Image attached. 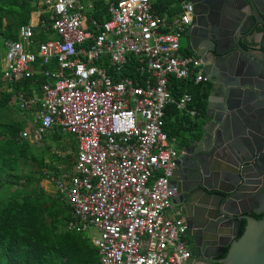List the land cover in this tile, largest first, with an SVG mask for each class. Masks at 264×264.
<instances>
[{
  "label": "built area",
  "instance_id": "2783aa9c",
  "mask_svg": "<svg viewBox=\"0 0 264 264\" xmlns=\"http://www.w3.org/2000/svg\"><path fill=\"white\" fill-rule=\"evenodd\" d=\"M160 1L162 12L158 0H41L16 38L2 40L0 90L31 111L20 134L39 141L57 130L76 140L70 167L42 178L67 204V228L98 231L99 264H192L168 180L175 137L163 126L171 103L195 112L190 93L173 95L172 78L197 83L204 72L180 44L189 2ZM128 54L133 76L124 72Z\"/></svg>",
  "mask_w": 264,
  "mask_h": 264
},
{
  "label": "trees",
  "instance_id": "16d2710c",
  "mask_svg": "<svg viewBox=\"0 0 264 264\" xmlns=\"http://www.w3.org/2000/svg\"><path fill=\"white\" fill-rule=\"evenodd\" d=\"M160 2L158 0L157 9L162 12ZM42 6V2L37 7L31 0H0V41L16 38L18 25L27 22L30 11ZM92 16L102 19L101 13ZM39 17L48 21L43 12ZM33 32L38 39L45 36L40 22L34 26ZM182 49L189 53L185 48ZM128 57L129 65L124 72L133 76L137 74L133 66L134 57L131 54ZM41 80L43 78L39 79L37 85ZM172 84L174 96L182 92L190 93L192 98L188 107L194 109L195 114H203L208 86L175 78H172ZM10 98L11 93L0 90V173L3 167L14 171L3 178L0 175V264H99L97 248L88 233L67 228V222L71 220L67 204L56 193L49 195L39 186L40 179L44 177L43 171L52 176L58 171L59 163L67 162L66 155H56L58 160L54 163L45 162L42 156L37 157L34 153L35 140L20 134L30 113L10 104ZM19 110L25 113L17 114ZM192 116L171 103L165 109L163 128L169 136H175L188 128L198 129L201 121H192ZM65 134L71 138L67 146L71 152H75L76 140L68 133L53 130L41 139L49 136L53 141H59L61 135ZM19 158L37 160L41 170L35 176L29 174L20 181L22 174L15 173ZM31 182L35 185L27 188L26 185ZM13 184L19 187L11 188ZM8 188L10 196L2 198ZM250 215L255 219L260 216ZM243 226L244 221L241 220L238 235Z\"/></svg>",
  "mask_w": 264,
  "mask_h": 264
},
{
  "label": "flooded vegetation",
  "instance_id": "af4514ba",
  "mask_svg": "<svg viewBox=\"0 0 264 264\" xmlns=\"http://www.w3.org/2000/svg\"><path fill=\"white\" fill-rule=\"evenodd\" d=\"M187 1L190 5V17L188 22L182 25L179 37L183 41V48L196 55L206 70L204 79L200 81L202 86H208L206 100L209 99L219 107V96L225 87L226 92L231 94L228 104L232 109L252 107V104H256L254 100H238L235 87L231 84V81L238 84L253 82L244 75L238 46L247 52L256 53L255 41L258 36L254 33L243 35L240 32L250 25L249 18L244 15L242 3L240 0ZM203 115L204 112L194 113L192 121L202 123ZM199 135L200 125L198 129L188 128L174 136L178 154L168 180L172 187V201L184 222L183 238L189 247L192 264H220L219 259L224 256L226 249V246H223L226 235L219 230L233 225L225 224L215 205L222 197L227 209L238 205L227 194L224 196V193H214L210 188H202L200 182L204 176L205 183L228 190L233 182L228 183L220 179L217 166L226 171L223 161H233L235 155L230 152V146H225L227 141L218 147H207L206 150V141L199 140ZM223 174L227 177L226 172ZM231 180L234 181L235 178L231 177ZM260 183H264V179H261ZM229 201H232L234 206ZM242 205L244 204H239Z\"/></svg>",
  "mask_w": 264,
  "mask_h": 264
},
{
  "label": "water",
  "instance_id": "95a60500",
  "mask_svg": "<svg viewBox=\"0 0 264 264\" xmlns=\"http://www.w3.org/2000/svg\"><path fill=\"white\" fill-rule=\"evenodd\" d=\"M240 2L245 10L244 15L250 20L249 28L240 32L243 35L254 33L258 36L255 41L257 52L250 53L238 46L244 75L253 82L238 84L231 81V84L235 87L238 100L244 102L249 98L256 104L247 109H232L228 104L231 94L226 92L225 87L219 96V107L209 99L206 100L199 140L205 139L206 150L207 147H218L227 141L225 146H230L235 160L223 161L226 171L217 166L220 170L219 178L228 183L233 182L228 190L205 183L204 176L200 186L210 188L214 193H224V196L227 194L238 205L227 209L224 197L215 205L225 224L233 225L219 230L226 235L223 242L226 249L224 256L219 259L220 264H264V183H260L264 179V0ZM203 72L206 73L205 68ZM223 172L227 173V177ZM231 177L235 180L232 181ZM229 202L233 205L232 201ZM259 212L261 214L257 219L249 215ZM240 219L244 221V226L238 235Z\"/></svg>",
  "mask_w": 264,
  "mask_h": 264
},
{
  "label": "rangeland",
  "instance_id": "374dc122",
  "mask_svg": "<svg viewBox=\"0 0 264 264\" xmlns=\"http://www.w3.org/2000/svg\"><path fill=\"white\" fill-rule=\"evenodd\" d=\"M31 1L32 3L36 4L37 7L41 3L40 0H31ZM52 37L53 36L51 35V38ZM180 44L183 46L182 39L180 40ZM0 49H2L1 41H0ZM21 113H25V112L19 110L17 114H21ZM60 138L61 140L59 141H53L49 136H47L43 140L41 139L39 141H35L34 142L35 144L34 153L37 155V157L42 156L45 162L50 161V163H54L55 161L57 162L58 157L56 155H58V153L60 155H65L67 153L66 154L67 157L65 156V159L67 160V162L59 163V164H61L64 169H68L70 167L69 165H71L74 159L75 152H71L70 148L67 146L70 144V141H71L70 137H68L67 135H61ZM44 142L46 144L49 143L50 145L48 144L49 146H47L45 145ZM175 147H176V143H175ZM17 166L18 168H16L15 173L22 174V177L19 179L20 181H23L26 175L33 174V176H35L39 172V170H41L40 168L41 166H39L37 160H33L31 158H19L17 161ZM13 173L14 171L8 170L5 167H3L0 175L3 178L5 174L12 175ZM17 185L18 184H13L11 188ZM32 185L33 186L35 185L34 182H31L29 185H26V187L29 188ZM47 186L49 187V189H52V185L50 182H47ZM9 189L10 188L6 190L2 198H6L10 196ZM86 232L88 233L90 239L93 236H96L98 234V231L93 227H89Z\"/></svg>",
  "mask_w": 264,
  "mask_h": 264
},
{
  "label": "crops",
  "instance_id": "0c3cea01",
  "mask_svg": "<svg viewBox=\"0 0 264 264\" xmlns=\"http://www.w3.org/2000/svg\"><path fill=\"white\" fill-rule=\"evenodd\" d=\"M40 8H42V7H39V8H37V9H34V10H32V11H30V12H34V11H36V10H39ZM1 44H3V42H1ZM38 84V83H37ZM15 106V105H14ZM16 107V106H15ZM29 111V110H28ZM29 113H30V116L27 118V119H29L30 117H31V111H29ZM27 119H26V121H27ZM65 135H67V134H65ZM49 144V143H48ZM67 154V153H66ZM65 154V155H66ZM59 156H62V155H59ZM47 182H50L51 183V185H52V189H49V187L47 186ZM39 186H41L42 187V189L47 193V194H49V195H53V193H55V190H54V186H53V184H52V182L51 181H48V180H44L43 178L42 179H40V181H39Z\"/></svg>",
  "mask_w": 264,
  "mask_h": 264
}]
</instances>
